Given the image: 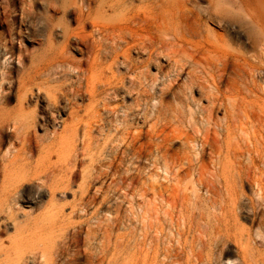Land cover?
Listing matches in <instances>:
<instances>
[{"label":"rangeland","instance_id":"1","mask_svg":"<svg viewBox=\"0 0 264 264\" xmlns=\"http://www.w3.org/2000/svg\"><path fill=\"white\" fill-rule=\"evenodd\" d=\"M209 2H192L205 14L202 34L225 41L231 50L249 49L248 35L255 32V27L246 12L228 6L226 20L210 19L205 12ZM72 3L73 0H0V83L4 85L0 96L8 100L4 111L20 106L17 98L23 91L17 87V78L47 46L53 43V47L67 53L69 63L86 57V43L76 36L67 39L61 27L57 28L63 22L76 25ZM253 5L257 7V0ZM131 54L135 62L138 60L136 63L146 57L138 49H132ZM159 62L171 75L163 79L167 90L163 99L169 106L170 119L154 123L155 104L161 92L151 88L148 78L143 81L148 92L141 96L130 82L135 72L119 64L113 72L118 87L111 107L102 108L106 118L95 125L96 141L89 148L83 147L79 136L67 139L63 126L69 118L68 105L89 103L87 89L91 83L84 80L77 97L63 95L68 100L60 97L54 108L47 107L40 95L28 92L24 110L35 112L39 124L32 129L33 135L37 134L32 146L34 154L24 149V158L21 155L14 164L10 157L0 158V264H264V191L257 189V167L242 157V165L251 170L244 168L228 175L217 166L213 174L209 148L204 145L208 121L202 107L208 101L189 82L191 66L187 65L171 92L169 78H175L178 70L167 59L160 58ZM156 67L151 66L149 72L155 74ZM230 76L229 70L224 82ZM112 107H117L119 114L129 110L128 124L120 127ZM182 107L185 114L175 120L173 109ZM217 116L221 118L223 110ZM122 130H128L131 142L117 149L118 143L109 142ZM48 132L49 137L59 136L54 149L50 147L52 151L46 146L49 141L43 140ZM15 135L10 128L3 133L4 152L7 147H22L21 150L25 146ZM77 137L80 139L75 140ZM74 148L80 150L74 153ZM24 167H30L28 173L22 172ZM5 173L15 181L3 184ZM225 182L231 186H224Z\"/></svg>","mask_w":264,"mask_h":264},{"label":"bare ground","instance_id":"2","mask_svg":"<svg viewBox=\"0 0 264 264\" xmlns=\"http://www.w3.org/2000/svg\"><path fill=\"white\" fill-rule=\"evenodd\" d=\"M97 1L73 0L72 7H70L73 8V17L76 25L72 26L68 23L67 26V23H65V26L63 22L58 27L56 24L58 29L61 27L67 39L71 36H76L79 39L81 38L84 44L86 43L84 51L82 50L86 54V57H83L85 60H81L83 59L81 58V61H77L78 63H74L73 61V63H69L71 60L66 56L67 53L65 54L63 50L60 51L57 47H53L54 44L52 43L50 46H47L48 48H46L44 53H41V56L38 55L39 57L37 56L33 61L31 59V66H28L29 68L26 67L28 68L26 72L25 68L20 76L18 74L17 84L19 86L17 87L22 89L20 91H23L22 93L19 91V95L16 93L20 106L15 107L16 109L13 108V110L10 109V111H4L3 106L5 103H8V100H3L4 97L0 96V158L3 160L10 157V162L14 164L24 156L22 152L24 154H26L25 152L33 153L32 146H34V139L37 137V134H34V137L32 129L34 128L33 130H35V127L39 124L35 112L27 113L24 110L25 103H28L29 91L31 95H40L41 100L48 105L47 107L54 108L59 104L60 97L63 95L73 94V96L76 95L77 97L82 90L81 87L84 84V80L91 83V86L87 89L90 101L85 106L77 103L71 105L72 107L68 105L71 108L69 112L67 111L69 118L65 120L63 127L68 132L67 139L79 136L82 138L83 147H91L96 141V136L93 133L95 125L106 118L103 117L104 115L101 110L103 107H111L114 91L118 87V84L113 81L115 78L113 72H115L114 69L119 64L127 67L128 70H132L133 73L135 72L130 82L134 84V89H137V92L141 96L146 95V92H148L146 87L143 86V83H145L143 81L147 82V79L151 78L150 81L153 84L151 88L161 92L160 101L155 104L154 123L157 124L163 119H168L169 106H166L163 99V95L167 93V90L163 88V84L164 86L166 84L163 83V79L171 75H167L161 66L159 59L162 58L170 61L174 69L178 70L177 74L179 73L175 78H169L168 88L170 91H174V88L179 83V76L186 70L188 65L189 68L191 66V69H188L189 82L195 85V87L197 86L201 90L202 98L205 97L208 101L207 106L202 107L208 121V126L204 129V145L209 148L213 174L217 173L218 168L224 174L235 170L236 172L237 170L239 172L243 171L245 167L242 165L243 162L241 163V158L247 157L248 161L251 162L250 165L252 164L254 168L257 167V189L264 191V0H257V7L253 5V0H209V8L205 11L209 16L206 15L208 18L221 21L226 20L228 17V6L239 7L245 11L249 21L255 27V32H251L248 35L251 46L246 50H231L228 48L229 46L227 47L225 41L209 38V34H206L207 36L205 37L201 30L202 21H204L203 15L205 14H203L202 10H197L196 6L194 7L192 4L193 0ZM215 37L218 38L217 36ZM132 49H138L146 53V57L141 63L138 62L140 64L136 63L138 60L135 62L131 54ZM155 65H158V67ZM151 66L156 67L155 74L149 72ZM229 70L231 71V76L227 82H224V75H227ZM108 72H111L112 75H109ZM73 75L75 78H73ZM74 79L79 81L78 85H74V82L77 81H74ZM208 84H211V86ZM3 86L0 83V89ZM117 107H112L111 109L116 116V121L122 127V124H126L129 119V110H122L123 113L119 114ZM183 108H174V113L171 111L175 120L181 119L180 116L185 114ZM219 110H223L221 118L217 116ZM8 128L12 129L13 132L15 131L16 139L22 140L25 145L23 149L20 150L22 148L20 147L12 150L9 147L8 150L7 147L4 152L3 133L6 129L8 131ZM82 128L84 129L83 133L80 132ZM126 128L128 129V127ZM118 129L117 125L116 130ZM127 131L122 130L120 135L115 136L112 140L109 138L107 141L110 140L109 143L112 145L118 143L116 145L117 149H120L124 144L130 145L131 140ZM49 134L48 132L43 140H47V143L49 141L46 146L51 150L50 147H53L55 144V138L59 136L53 138L52 136L49 137ZM57 134L59 135L58 132ZM65 134L67 135V133ZM79 137L75 140H78ZM38 138L41 139L42 137ZM62 138H65V136H62ZM59 139L58 141H60ZM40 142L39 140V144ZM68 142L70 141L68 140ZM44 144L46 143L44 142ZM79 150L76 151L78 152ZM74 151L75 148L73 149ZM73 152L71 151V153ZM53 153L55 154V151ZM74 156L73 158H76ZM66 160L67 162L69 161L67 157ZM29 168L26 167L25 169L24 167L22 172L28 173ZM57 168L60 169L59 167ZM57 168L56 172H58ZM248 168L252 169L250 166ZM53 170L50 172L53 173ZM61 170L63 171V169ZM8 174H4L3 184L5 182L11 184L15 181L14 177ZM59 176L57 175V178ZM49 177L50 173L44 180ZM53 178L56 177L54 176ZM224 186L229 187L231 185L225 182ZM3 191L4 189H2V194Z\"/></svg>","mask_w":264,"mask_h":264}]
</instances>
